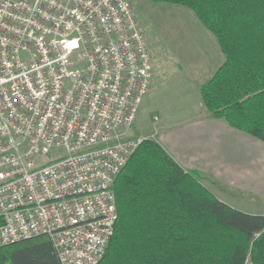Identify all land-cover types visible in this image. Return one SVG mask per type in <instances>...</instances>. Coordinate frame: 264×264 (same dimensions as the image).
Instances as JSON below:
<instances>
[{"label":"built area","instance_id":"obj_1","mask_svg":"<svg viewBox=\"0 0 264 264\" xmlns=\"http://www.w3.org/2000/svg\"><path fill=\"white\" fill-rule=\"evenodd\" d=\"M153 77L128 1L0 0V248L46 236L59 264L103 260L115 181L154 139L129 136Z\"/></svg>","mask_w":264,"mask_h":264},{"label":"trees","instance_id":"obj_2","mask_svg":"<svg viewBox=\"0 0 264 264\" xmlns=\"http://www.w3.org/2000/svg\"><path fill=\"white\" fill-rule=\"evenodd\" d=\"M191 10L225 61L200 88L213 119L264 142V0H148ZM154 140L115 181L118 221L99 264H264V216L220 201ZM0 264H59L48 237L0 248Z\"/></svg>","mask_w":264,"mask_h":264},{"label":"crops","instance_id":"obj_3","mask_svg":"<svg viewBox=\"0 0 264 264\" xmlns=\"http://www.w3.org/2000/svg\"><path fill=\"white\" fill-rule=\"evenodd\" d=\"M218 47L213 48L214 59L207 62L208 80L203 78L193 82L197 98L185 104V109H199L200 112H181L177 117L163 112L161 118L151 115L161 109L155 83H160L162 78L157 82V77L140 106L131 136H154L183 169L197 172L213 182L212 188L208 189L220 201L246 214L264 216V142L232 129L222 120L213 119L200 96L201 86L225 61ZM147 113L160 125L150 126Z\"/></svg>","mask_w":264,"mask_h":264},{"label":"rangeland","instance_id":"obj_4","mask_svg":"<svg viewBox=\"0 0 264 264\" xmlns=\"http://www.w3.org/2000/svg\"><path fill=\"white\" fill-rule=\"evenodd\" d=\"M126 1L131 5L151 51L153 81L158 77L159 82L162 78L160 83H155L156 93L160 94L161 109H156L151 115L161 118L163 112L171 117H177L181 112L199 113V109H185V104L197 98L193 91V82L203 78L208 80L207 62L214 59L213 48L218 47L216 38L191 10L148 0ZM151 115H146L150 126H159L160 123L155 122ZM137 128L136 124L135 129ZM132 129L133 127L130 137ZM146 136L140 137L150 138ZM152 140L156 141L153 138ZM58 152L53 151L48 159L62 154ZM202 183L207 189L212 188L213 182L203 178Z\"/></svg>","mask_w":264,"mask_h":264},{"label":"bare ground","instance_id":"obj_5","mask_svg":"<svg viewBox=\"0 0 264 264\" xmlns=\"http://www.w3.org/2000/svg\"><path fill=\"white\" fill-rule=\"evenodd\" d=\"M247 261V260H246Z\"/></svg>","mask_w":264,"mask_h":264}]
</instances>
